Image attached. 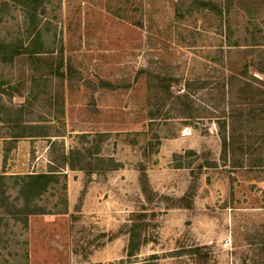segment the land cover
I'll use <instances>...</instances> for the list:
<instances>
[{
    "label": "rangeland",
    "instance_id": "1",
    "mask_svg": "<svg viewBox=\"0 0 264 264\" xmlns=\"http://www.w3.org/2000/svg\"><path fill=\"white\" fill-rule=\"evenodd\" d=\"M176 1L51 0L45 58L71 74L0 62V174L60 173L47 214L0 229V264H264V0ZM6 2L0 42L29 40ZM72 150L90 178L63 166Z\"/></svg>",
    "mask_w": 264,
    "mask_h": 264
},
{
    "label": "trees",
    "instance_id": "2",
    "mask_svg": "<svg viewBox=\"0 0 264 264\" xmlns=\"http://www.w3.org/2000/svg\"><path fill=\"white\" fill-rule=\"evenodd\" d=\"M7 1L11 4H8V2L4 3L2 5L4 9H7L9 6L18 8L25 19L24 33L32 37L29 40L28 38L25 40L19 39L11 43L0 42V62L2 64L13 65L19 59H24L34 66L44 68L45 71H43V73L45 72V75H51L64 79L67 74H71V69L69 68L68 64L64 62L62 54L58 58H45L48 52L44 50L45 43L42 42L41 16L45 12V6L49 4L51 0ZM186 3L187 0H177L174 3L175 12L179 16H183L184 13H188V8H192L194 6L199 8V10L210 9L213 12H218L219 15H221L222 11L229 10V6L231 5V1L229 0H191V3L187 4L184 13H182L181 10L185 7ZM256 46L259 45L257 44ZM259 58L261 60V67L257 66L256 68L258 73L264 75V52H262ZM103 84L102 86L105 88L114 89V85L112 84ZM160 85H164L163 88L169 96L171 85L165 83ZM259 95L264 96V91H260ZM179 98V96L176 97V99ZM262 108V110H264V103ZM19 123L20 122L17 121L14 124ZM17 137L26 136L21 135ZM223 142L225 143V138H223ZM88 152L90 153L89 150ZM58 158L62 161L63 166L67 165L71 170H82L87 178L91 177V168L93 167L85 162L82 152L72 150L67 156L62 154ZM49 168L50 170H48L46 173H29L24 175L0 174V229L2 227H8L9 222L13 223L14 225L20 224L23 228H27L28 219L30 216L47 214L45 213V209L41 208L38 202H40L42 197L48 192L50 188H53L54 185L59 184L60 181L58 179L60 173H58V171L51 170L50 166ZM142 189L144 194L147 195V189L144 186H142ZM10 190H13V193L15 194L14 198H12L10 195ZM161 198L164 199L163 196H161ZM174 202H176V204L174 203L172 206L168 205L166 209H172L181 206L190 208L192 206V202L186 197H182L179 200H174ZM178 202H184V205H180ZM128 234V246L130 247L128 256H132L133 248H136L140 241L141 230L132 225L128 229ZM193 252H196V250Z\"/></svg>",
    "mask_w": 264,
    "mask_h": 264
},
{
    "label": "crops",
    "instance_id": "3",
    "mask_svg": "<svg viewBox=\"0 0 264 264\" xmlns=\"http://www.w3.org/2000/svg\"><path fill=\"white\" fill-rule=\"evenodd\" d=\"M11 140H13V138H10V137H0V154H1V155L5 153L6 149H8V148H6V147H7V144H8ZM18 143H19V142H18ZM11 149H12V151H13V150L15 149V146L12 147ZM8 150H9V149H8ZM6 174H7V173H6Z\"/></svg>",
    "mask_w": 264,
    "mask_h": 264
}]
</instances>
